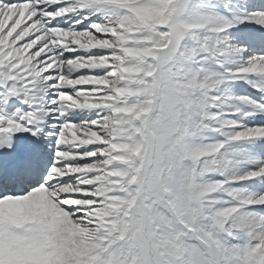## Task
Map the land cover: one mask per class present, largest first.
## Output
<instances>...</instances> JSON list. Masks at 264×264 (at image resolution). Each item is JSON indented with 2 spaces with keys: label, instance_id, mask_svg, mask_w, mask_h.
<instances>
[{
  "label": "snow or ice",
  "instance_id": "6c2138e0",
  "mask_svg": "<svg viewBox=\"0 0 264 264\" xmlns=\"http://www.w3.org/2000/svg\"><path fill=\"white\" fill-rule=\"evenodd\" d=\"M0 264H264V0H0Z\"/></svg>",
  "mask_w": 264,
  "mask_h": 264
},
{
  "label": "bare ground",
  "instance_id": "6f19581e",
  "mask_svg": "<svg viewBox=\"0 0 264 264\" xmlns=\"http://www.w3.org/2000/svg\"><path fill=\"white\" fill-rule=\"evenodd\" d=\"M237 85H239V87L236 88V91L241 93V94H244V93L251 91V89L247 85H244L243 81H238Z\"/></svg>",
  "mask_w": 264,
  "mask_h": 264
}]
</instances>
